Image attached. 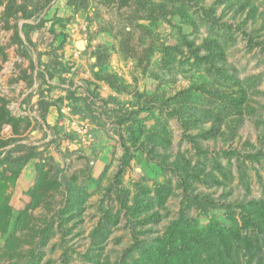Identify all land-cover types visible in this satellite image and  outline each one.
<instances>
[{
	"label": "rangeland",
	"instance_id": "rangeland-1",
	"mask_svg": "<svg viewBox=\"0 0 264 264\" xmlns=\"http://www.w3.org/2000/svg\"><path fill=\"white\" fill-rule=\"evenodd\" d=\"M250 200L264 0H0V264H131Z\"/></svg>",
	"mask_w": 264,
	"mask_h": 264
},
{
	"label": "trees",
	"instance_id": "trees-1",
	"mask_svg": "<svg viewBox=\"0 0 264 264\" xmlns=\"http://www.w3.org/2000/svg\"><path fill=\"white\" fill-rule=\"evenodd\" d=\"M201 90L226 100L217 87ZM233 153L231 150L220 152L222 156ZM155 198L158 202L163 199L161 188ZM239 206L238 211L232 206L226 207V221L210 218L203 225L182 210L161 236L139 245L131 264H252L253 256L264 246V202L250 200ZM6 214L0 210V226L6 223ZM149 219L155 217L143 220ZM257 257L255 264L261 259Z\"/></svg>",
	"mask_w": 264,
	"mask_h": 264
},
{
	"label": "built area",
	"instance_id": "built-area-1",
	"mask_svg": "<svg viewBox=\"0 0 264 264\" xmlns=\"http://www.w3.org/2000/svg\"><path fill=\"white\" fill-rule=\"evenodd\" d=\"M81 43L82 44H87V37H86V35L84 34L82 37H81ZM71 126L74 128V129H76L78 132H81L83 129V127L82 126H80L78 123H76V121H72L71 122Z\"/></svg>",
	"mask_w": 264,
	"mask_h": 264
}]
</instances>
